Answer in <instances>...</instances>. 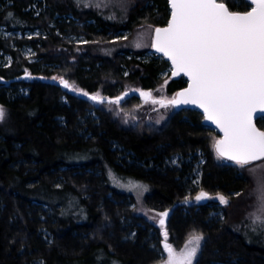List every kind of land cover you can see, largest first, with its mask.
I'll return each instance as SVG.
<instances>
[{"label":"trees","instance_id":"1","mask_svg":"<svg viewBox=\"0 0 264 264\" xmlns=\"http://www.w3.org/2000/svg\"><path fill=\"white\" fill-rule=\"evenodd\" d=\"M223 1L230 10H246L249 6L245 0ZM9 2L0 8V25L21 32L39 28L45 33L29 37L0 36V50L12 57L9 64L0 66V78L8 79L26 71L32 76L25 82L29 86L26 95L8 97L0 93V107L5 111L4 119L0 120V264H24L32 256L41 257L44 264H164V261L150 262L137 245L121 239L119 219L132 215L129 207L120 202L126 194L125 188L122 190L110 182L108 170L119 175L122 178L119 180L128 174L135 179L147 177L148 202L169 207L181 196L184 166L175 171L160 168V172L153 168L119 167L121 172L113 161V142L131 152L133 159L143 166L152 162L162 167L164 157L176 150L204 149V188L235 191L226 196L228 203L222 204L224 219L209 229L206 247L202 243V257L195 264H200L202 258H217V253L211 250L212 243L217 252L230 250L238 257V264H264V228L258 225L260 232L253 235L243 228L253 226V211L260 205V191H251L253 186L258 187L257 179L245 171L244 178H238L213 160L210 145L218 133L201 125L200 111L178 110L165 126L152 129L125 127L110 113L96 107L98 125H90L87 138L79 137L74 121L92 103L73 90L36 77L73 81L88 92L100 91L108 99L118 96L126 84L156 86L158 74L168 66L165 59L159 56L142 62L103 48L112 44L107 41L121 29L133 31L138 24L149 22L156 26L164 24L169 15L167 0H124L122 8L111 10L108 6H83L79 0ZM34 2L40 8L36 14L26 9ZM55 13L76 19L68 18L57 21L56 27L50 26ZM70 33L83 35L89 42L72 43L63 36ZM24 43L33 47L37 61H29L18 49ZM123 66L128 69L127 75L122 73ZM172 82L173 89L185 84L182 77ZM61 95H65L68 105L61 101ZM57 116L65 117V125L57 121ZM256 124L264 130V118H256ZM76 162L97 173H87L83 180L76 178L71 169ZM57 174L64 178L61 185L53 182ZM35 202L52 210V219L43 222L51 233L50 242L37 234L39 222L28 215ZM194 226L198 233L202 232L197 225L190 229ZM189 231H176L173 235L184 240ZM28 250L31 255H27ZM207 255L210 256L206 258Z\"/></svg>","mask_w":264,"mask_h":264},{"label":"rangeland","instance_id":"2","mask_svg":"<svg viewBox=\"0 0 264 264\" xmlns=\"http://www.w3.org/2000/svg\"><path fill=\"white\" fill-rule=\"evenodd\" d=\"M83 6L97 5L100 7H107L111 10L112 7H121L124 4V0H79ZM9 0H0V8L8 5ZM42 6H46L42 4ZM41 6V7H42ZM31 9L34 11V14L40 11L39 6L34 2L31 6L26 9ZM76 19L69 14H59L55 13L52 19H50V26H55L57 21L66 20V19ZM88 22L93 21L92 19H88ZM156 25L149 22L138 24L133 31L130 29H121L120 31L114 32V34L109 38L108 43H112L106 45L108 47L103 48L104 51L117 50L120 54H124L125 57L135 58L139 61L146 62L152 58H157L160 55H157L152 51L151 43H152V33L153 29ZM45 31L39 28L34 29H26L24 32L19 30H8L5 25H0V36L2 37H29L37 34H44ZM63 36L70 42L74 43H85L89 42L83 35L77 34H63ZM128 42L132 45L129 46ZM127 45V46H126ZM12 46L17 47L14 43ZM127 48V52L125 50ZM18 49L21 53L29 60V61H37L38 56L35 54L33 47L29 44H22L18 46ZM135 51H141L139 54H136ZM135 52V53H134ZM138 53V52H137ZM161 57V56H160ZM12 61V57L9 53L0 50V66H5ZM171 67L168 65L164 70H162L159 74V83L153 87H142V86H130L126 84L124 88L119 92L123 94L126 90L135 88L138 90H146L148 88L151 89V93L153 99H171L173 97V93L175 92V84L173 79L170 76ZM128 69L123 66L122 73L123 75H127ZM165 80H167V84H165ZM26 81L18 80L15 84L9 85L7 83L0 84V93L5 94L6 96H15V95H26L28 93L29 86L25 84ZM70 86L80 89V92H75L78 96H82L85 99L89 100L93 106L86 107L84 113L82 115H77L76 120L74 121V128L77 131V135L79 137L87 138L89 133L90 125H98L99 123V115L95 110L96 107H99L100 110H104L105 112L110 113L113 119H116L119 123H121L125 127H136V128H145L148 126L152 129H158L167 124L169 119L176 115V110L173 107H161L159 104L152 103V100L144 101L139 96H127L120 100L119 104L109 103L108 96L103 95L100 91L88 92L86 89L81 88L75 82L70 81ZM163 85V87H161ZM86 92L89 95L99 94L102 98V102H95L88 98V96L83 95ZM119 94V95H120ZM60 99L62 102L68 105V100L65 95H61ZM178 111V110H177ZM182 114V113H181ZM202 114V113H201ZM185 119V116H183ZM57 121L65 125V117L57 116ZM202 126H204L201 123ZM205 127V126H204ZM213 145V144H212ZM211 151L213 146H211ZM112 149L115 151L113 157V161L116 165L122 168H131V167H143V170H147L149 168H153L155 171L160 172V168L168 169L171 171L181 170L182 165L184 166V173L180 177V184L182 185V193L180 198L169 207H160L155 205L153 201L148 202L146 197L150 194V184L147 177H142L141 179H135L131 175H125L126 177L123 180L119 175L112 173L108 170V176L111 178V183L115 184L117 188H125L124 196L120 202L123 205L129 207L132 216H121L119 219V226L122 229V237L121 239L124 241H128L131 244L137 245V247L141 250L142 254L146 256L147 260L150 262L152 260L163 261L161 259V255L163 254L164 260L167 259V253L164 252L161 241L163 240V236L161 235V228L159 226V216L158 213H161L165 208H169L172 212L167 217L166 228L169 233L168 241L173 246V248L179 252L185 245L186 240L190 233L195 231L198 233V229L193 225L199 226L202 230L201 233L204 237L203 245L205 246L206 241H208L207 234L209 229L215 228L219 223L224 219L222 204L216 198L217 194H222L225 197L230 196L231 193H234L235 190L232 189H219L218 190H208L204 188L203 185V177H204V167L206 160V151L202 148H194L187 150L186 152L173 151L167 156L164 157L163 166H154L152 162L147 166H143L142 162L139 160L133 159L131 156V152L123 149L122 146L117 144L116 142L112 143ZM213 160L216 163L222 165L228 171L234 173L238 178H244L243 171L247 172L250 177L257 179L258 187L256 186L251 191H260L261 197V188L264 186V160L256 161L251 165L246 166L245 168H240L236 165H229L224 163L222 159L217 158V155L213 154ZM175 161V163L173 162ZM71 169H73V173L76 175V178L88 177L87 173H97V170H92L88 168H83L82 164L76 162L72 165ZM120 169V168H119ZM120 169V171H121ZM250 169H255V171H250ZM130 171V170H129ZM123 172V171H121ZM126 178V179H125ZM64 181L62 175L57 174L53 182L56 185H61ZM89 187V186H86ZM208 190V191H205ZM123 190V189H122ZM209 192V197L206 202L200 200L197 201L195 199V195L200 193L201 191ZM88 195V194H85ZM108 197L114 201V199L108 194ZM189 201V203H187ZM115 202V201H114ZM203 202V203H202ZM2 204L0 202V208ZM261 209V199L260 205L258 208L253 211L256 215H260ZM28 215L30 218L35 217L39 222L37 234L40 235L42 240L46 242H50L51 233L47 229L46 224L43 222L50 221L52 219V210L45 204H40L35 202L28 209ZM259 224H253V226L248 228V225L243 228L247 231V233L252 232L253 234H258L260 232ZM191 226V227H190ZM190 230L188 235L184 240L181 238H177L173 235L174 232H182L184 230ZM250 234V233H249ZM183 235H179L180 237ZM251 235V234H250ZM179 242V243H176ZM210 243V242H209ZM210 246V245H209ZM206 247V246H205ZM202 249V247H201ZM201 249L194 260L193 264L199 256H201ZM218 248L215 247V244H211L212 252H216L217 258H213L212 256H206L208 260H204L202 258L200 264H238V257L236 255H232V252L228 249L217 252ZM224 252V253H223ZM27 255H31V251H27ZM202 257V256H201ZM24 264H44V260L41 257H30L29 261H26ZM150 264H156V262H151Z\"/></svg>","mask_w":264,"mask_h":264},{"label":"snow or ice","instance_id":"3","mask_svg":"<svg viewBox=\"0 0 264 264\" xmlns=\"http://www.w3.org/2000/svg\"><path fill=\"white\" fill-rule=\"evenodd\" d=\"M169 4L168 24L155 28L151 47L171 61L172 76L188 78V86L171 99H152V103L161 107L191 104L202 109L205 121L223 133L212 145L217 158L240 168L264 160V131L253 123L255 113H264V0H250L251 10L243 13L230 11L223 0H169ZM59 82L64 88L81 91L63 78ZM83 95L98 103L105 99L99 94ZM140 96L150 98L152 93L141 91ZM121 99L109 103L119 104ZM4 117L0 107V120ZM206 198L204 191L195 197L197 201ZM216 198L221 204L228 203L222 194ZM260 199L261 214L254 216L253 224L264 228V186ZM157 215L167 253L166 260L161 255L164 264H193L203 235L193 231L177 252L168 242V212Z\"/></svg>","mask_w":264,"mask_h":264},{"label":"water","instance_id":"4","mask_svg":"<svg viewBox=\"0 0 264 264\" xmlns=\"http://www.w3.org/2000/svg\"><path fill=\"white\" fill-rule=\"evenodd\" d=\"M245 1H247V3L250 5V0H245ZM167 3H168V7H169V15H168V18H167V20H166V22L164 23V24H162V25H157V26H155V28H157V27H160V28H163V27H166L167 26V24H168V21H169V19H170V4H169V0H167ZM225 3V2H224ZM226 4V3H225ZM226 6H227V4H226ZM229 8V7H228ZM230 10V9H229ZM251 10V8L250 7H248L246 10H230V11H234V12H240V13H243V12H245V11H250ZM155 28H154V30H153V34H152V40L154 39V36H155ZM152 51L154 52V53H156V54H158V55H161L162 56V58L163 59H165L167 62H168V64H169V66L171 67V61H169L168 59H167V57H165V56H163V54L162 53H158V52H156L155 51V49L154 48H152ZM170 76H171V78H179V77H183V78H185V80H186V83H185V85L184 86H182V87H180L179 89H177L175 92H174V95L177 93V92H180V91H182L183 89H185V88H187V86H188V78L186 77V76H184L183 74H180V75H178V76H172L171 75V71H170ZM36 77H40L42 80H44V81H48V82H50V83H54V84H58V85H60L63 89H67V90H72L71 89V87L70 88H64L61 84H60V80H58V79H53V78H48V77H41V76H36ZM31 78V75H29V73L26 71V72H23V73H21V74H18V75H16V76H14V77H10V78H8V79H5V78H0V83H7V84H9L10 82H14V81H18V80H25V81H29V79ZM70 85V84H69ZM141 91H145V92H151L150 91V89H147V90H138V89H129V90H126L123 94H120V95H118V96H115V97H113V98H109L108 100H114V99H116L117 97H123V98H125V97H127V96H130V95H133V94H135L136 96H139L141 99H143L144 101H146V100H152L153 99V97L151 96L150 98L149 97H141L140 96V92ZM173 95V96H174ZM175 110H180V109H183V108H195V109H197V110H199L201 113H202V115H203V110L202 109H200V108H198V107H196L195 105H191V104H189V105H178V106H175V107H173ZM260 116H264V113H260L259 111L257 112V113H255L254 114V116H253V123L255 124V126L257 127V129H259V130H261V131H264L263 129H261L257 124H256V118L257 117H260ZM201 123L204 125V126H206V127H210V128H212V129H214L217 133H218V137L216 138V139H222L223 138V133L222 132H220V130L215 126V124H213V123H211L210 121H205V119H204V116H203V119L201 120ZM213 151H214V153H215V150H214V148H213ZM216 154V153H215ZM224 161H227V162H229V163H231V164H233V162L232 161H228V160H225V159H223ZM204 200H206V199H204ZM165 211H167L168 212V216H169V214L172 212V210L171 209H165V210H163L162 212H165ZM167 216V217H168ZM167 217H166V221H167ZM163 241V240H162ZM162 241H161V244H162ZM169 242V241H168ZM170 243V242H169ZM163 247V246H162Z\"/></svg>","mask_w":264,"mask_h":264},{"label":"flooded vegetation","instance_id":"5","mask_svg":"<svg viewBox=\"0 0 264 264\" xmlns=\"http://www.w3.org/2000/svg\"><path fill=\"white\" fill-rule=\"evenodd\" d=\"M29 80H30V79H29ZM24 81H25V80H24ZM26 82H27V81H26ZM146 90H147V89H146ZM131 96H136V95H135V94H133V95H131ZM260 118H264V116H261ZM202 191H203V190H202ZM205 191H208V190H206V189H205ZM205 193H207V194H208V197H209V192H205ZM198 194H199V193H198ZM198 194H197V195H198ZM197 195H195V197H196ZM207 199H208V198H206V200H204V199H203V201H205V202H206V201H207ZM187 203H189V201H188ZM202 203H203V202H202Z\"/></svg>","mask_w":264,"mask_h":264}]
</instances>
